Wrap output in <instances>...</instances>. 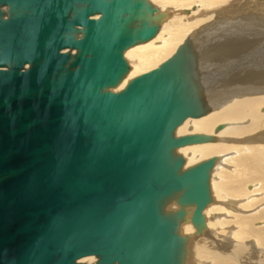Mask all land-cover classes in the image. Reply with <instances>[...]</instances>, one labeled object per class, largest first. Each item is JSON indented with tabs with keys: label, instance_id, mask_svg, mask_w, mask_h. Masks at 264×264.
<instances>
[{
	"label": "water",
	"instance_id": "1",
	"mask_svg": "<svg viewBox=\"0 0 264 264\" xmlns=\"http://www.w3.org/2000/svg\"><path fill=\"white\" fill-rule=\"evenodd\" d=\"M0 4V264H177L160 203L183 191L197 224L212 166L180 173L171 156L203 140L173 137L195 110L182 63L173 56L120 93L102 91L128 71L123 51L156 33L154 10L144 0Z\"/></svg>",
	"mask_w": 264,
	"mask_h": 264
},
{
	"label": "bare ground",
	"instance_id": "2",
	"mask_svg": "<svg viewBox=\"0 0 264 264\" xmlns=\"http://www.w3.org/2000/svg\"><path fill=\"white\" fill-rule=\"evenodd\" d=\"M144 1L154 10L146 20L157 31L149 40L123 51L128 71L115 86L102 90L104 93H120L132 80L173 56L182 63L194 38L234 17H254L264 7V0ZM8 11L9 5L0 4L2 19H8ZM67 52L75 54L62 51ZM211 77L209 84L215 78ZM216 87L190 96L194 116L185 118L173 131L174 138L203 137L199 143L172 149V158L182 161L180 173L212 160L208 200L200 221H192L195 203H180L183 191L165 197L160 211L175 224L180 244L177 264H264V83L226 84L220 94ZM98 260L85 256L76 263L95 264Z\"/></svg>",
	"mask_w": 264,
	"mask_h": 264
},
{
	"label": "rangeland",
	"instance_id": "3",
	"mask_svg": "<svg viewBox=\"0 0 264 264\" xmlns=\"http://www.w3.org/2000/svg\"><path fill=\"white\" fill-rule=\"evenodd\" d=\"M259 9L255 18L234 17L193 39L181 65L189 97L216 86L220 94L224 85L240 81L264 83V7Z\"/></svg>",
	"mask_w": 264,
	"mask_h": 264
}]
</instances>
